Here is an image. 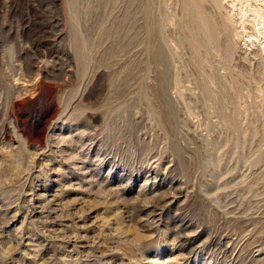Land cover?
<instances>
[{"label":"rangeland","instance_id":"obj_1","mask_svg":"<svg viewBox=\"0 0 264 264\" xmlns=\"http://www.w3.org/2000/svg\"><path fill=\"white\" fill-rule=\"evenodd\" d=\"M261 21L0 0V264H264Z\"/></svg>","mask_w":264,"mask_h":264},{"label":"bare ground","instance_id":"obj_2","mask_svg":"<svg viewBox=\"0 0 264 264\" xmlns=\"http://www.w3.org/2000/svg\"><path fill=\"white\" fill-rule=\"evenodd\" d=\"M260 13H261V12H260ZM257 14H258V13H257ZM254 15H256V14H254ZM254 15H253V16H254ZM257 16L260 18V15H259V14H258ZM257 16H256V17H257ZM258 17H257V18H258ZM261 17H262V16H261ZM252 19H253V18H252ZM257 20H258V19H257ZM244 22H245V21H244ZM262 22H263V21H261V22L259 23V26H260V27L258 26V27H259V32H258V33H259V38H261V39L264 40V35H263V33H262V29H261V28H263V27H261V26H262V24H264V23H262ZM255 33H256V32H255ZM256 39H257V38H256ZM261 42H262V41H261ZM263 45H264V44H263ZM263 49H264V47H263Z\"/></svg>","mask_w":264,"mask_h":264}]
</instances>
